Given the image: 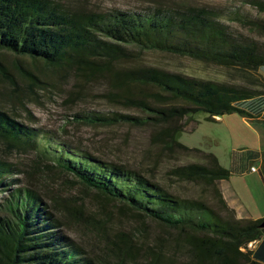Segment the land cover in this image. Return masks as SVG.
Returning a JSON list of instances; mask_svg holds the SVG:
<instances>
[{
  "label": "trees",
  "instance_id": "trees-1",
  "mask_svg": "<svg viewBox=\"0 0 264 264\" xmlns=\"http://www.w3.org/2000/svg\"><path fill=\"white\" fill-rule=\"evenodd\" d=\"M240 1L253 13L236 6L98 11L55 0H0V51L15 56L26 89L18 86L1 60L0 75L13 85L11 96L20 102L27 119L22 122L0 107V148L32 154L25 169L0 155V190L6 191L0 200V264L107 262L95 260V255L63 232L71 222L94 231L115 264L140 252L149 264H263L246 247L263 233L264 227L258 225L262 217L236 218L217 186L228 171L212 153L174 138L186 124L188 113L201 110L210 120L229 112L249 117L236 103L264 95V79L256 72V67L264 65V43L227 23L264 37V0ZM145 50L220 66L242 83L150 65L116 66ZM44 69L85 80L103 74L108 100L139 113L86 110L73 114L74 119L150 127L152 142L165 153L193 160L167 167L164 178L169 183H163L32 126L34 117L20 100L21 93H33L43 86ZM260 167L264 173V149ZM13 172L55 177L60 187H43L38 179L33 183L25 178L10 187L18 180L11 178ZM174 181L197 184L200 196L170 190ZM71 188L79 194L68 192ZM86 199L93 207L88 212ZM114 213L131 219V229L109 233L105 221ZM147 223L158 231L144 243Z\"/></svg>",
  "mask_w": 264,
  "mask_h": 264
},
{
  "label": "rangeland",
  "instance_id": "rangeland-1",
  "mask_svg": "<svg viewBox=\"0 0 264 264\" xmlns=\"http://www.w3.org/2000/svg\"><path fill=\"white\" fill-rule=\"evenodd\" d=\"M72 8H84L98 11H104L112 8L120 10H138L145 7H177L183 5L205 6L209 8L218 7H242L253 13V11L240 0H55ZM237 31L248 34L257 41L264 43V37L255 33H249L247 29L237 25L234 22H227ZM0 60L5 65L8 73L14 78L20 88L26 89V82L22 79L17 71L16 58L13 54L0 51ZM134 64L150 65L162 69L181 72L184 74L209 78L214 80H222L229 82L242 83L237 75L232 77L226 75L220 66L213 64H205L201 61L189 58L184 55H177L163 51L145 50L135 53L133 60L116 62V66H131ZM232 70H228V73ZM258 75L264 79V65L256 67ZM43 86L35 88L33 93H21L20 99L34 117L32 126H36L51 131L55 136L63 139L71 145L85 149L99 158L121 162L128 166L137 168L142 172L151 174L153 178L163 183H169L164 178V170L175 164L192 161L193 158L184 157L180 154H167L159 145L151 140L152 128L135 127L127 124H93L80 119H74L73 114L91 110L95 112L108 113L109 111H118L132 115L139 113L129 107H122L115 102L108 100L107 92L109 91L107 78L103 74H97L92 78L85 80L76 75L62 74L59 72H51L47 69L43 71ZM12 84L0 75V107L11 114H16L18 120L27 122L25 118V110L20 102L11 96ZM137 87L136 90H139ZM261 101L260 96L236 103V106H243L251 111L258 109V103ZM262 104V103H261ZM264 104V103H263ZM262 104V105H263ZM207 114L201 110L188 113L186 124L183 128L176 132L174 138L178 142L193 146L200 150L216 154L221 161H226L228 157L237 158L244 157L248 153H253L256 146V134L251 128H254L253 121L244 123L240 120V115L236 112L222 113L213 116V120L206 119ZM181 120H184L182 118ZM262 126L263 136L264 124ZM0 155L5 157L11 163H18L22 168H28L32 161L30 152H21L18 150L7 151L0 148ZM253 166L256 161L250 160ZM11 178H17L15 184L10 187L20 185L21 179L25 178L34 183L38 179L39 184L43 187H60L57 178H48L46 175L38 177H28L25 172H13ZM234 179V178H232ZM18 183V184H17ZM43 183V185H42ZM240 187L244 183L237 182ZM170 190L181 195L200 196V190L197 184L191 182H172L169 186ZM64 191L67 189H63ZM63 191V192H64ZM68 192H74L73 188ZM79 194V193H78ZM243 199L245 204L251 210L258 208L257 202H261L263 197L260 192L256 193L254 203H249L247 194L243 191ZM6 195V191L0 190V200ZM92 202L85 200V212L92 209ZM264 215V214H263ZM109 233L117 230L131 229L133 221L126 216L118 213L111 214L109 219L105 221ZM80 223H68L66 228H62L63 232L69 237L77 241L83 249L89 254L96 256L95 260H107L102 264H115L112 257L101 248V240L94 231L86 230L80 226ZM158 229L154 225L147 223L145 226V237L143 242L146 243L154 232ZM112 238V234L108 236ZM178 258L180 255H174ZM92 264H101L95 262ZM123 264H149L142 253H136L133 258L124 259Z\"/></svg>",
  "mask_w": 264,
  "mask_h": 264
},
{
  "label": "crops",
  "instance_id": "crops-1",
  "mask_svg": "<svg viewBox=\"0 0 264 264\" xmlns=\"http://www.w3.org/2000/svg\"><path fill=\"white\" fill-rule=\"evenodd\" d=\"M260 98L261 101L258 103L259 107L255 111L249 110L246 106H239L246 113L250 114L249 117L240 115V120L246 124L250 123V121L254 123L255 129H251L256 134L257 142L253 153H248L244 157H228L226 161H221L224 158L221 157L220 159L214 154L217 163L228 171L226 178L217 180V186L222 199L233 210L236 218L258 219L263 217L264 214V173L260 167V155L264 149V134L262 137L259 134L260 132L262 133L263 129L261 124L264 121V95H261ZM250 160L256 161V164L253 166L250 164ZM249 166H253L254 169L249 170ZM239 181L244 183L242 187L237 183ZM243 191L247 194L249 203H254V200L257 198V192L261 193L263 197L262 201L255 202L257 204L256 208H258L257 210L253 211L245 204L246 201L241 194ZM247 248L250 251V255L256 261L264 264V231L258 239L250 241Z\"/></svg>",
  "mask_w": 264,
  "mask_h": 264
},
{
  "label": "water",
  "instance_id": "water-1",
  "mask_svg": "<svg viewBox=\"0 0 264 264\" xmlns=\"http://www.w3.org/2000/svg\"><path fill=\"white\" fill-rule=\"evenodd\" d=\"M259 227H264V215L261 218L260 222L258 223Z\"/></svg>",
  "mask_w": 264,
  "mask_h": 264
},
{
  "label": "built area",
  "instance_id": "built-area-1",
  "mask_svg": "<svg viewBox=\"0 0 264 264\" xmlns=\"http://www.w3.org/2000/svg\"><path fill=\"white\" fill-rule=\"evenodd\" d=\"M248 169H249V170H253L254 168H253V166H249ZM249 244H250V242L246 243V247H248Z\"/></svg>",
  "mask_w": 264,
  "mask_h": 264
}]
</instances>
